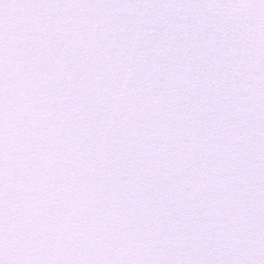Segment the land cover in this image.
<instances>
[{
	"label": "snow or ice",
	"instance_id": "snow-or-ice-1",
	"mask_svg": "<svg viewBox=\"0 0 264 264\" xmlns=\"http://www.w3.org/2000/svg\"><path fill=\"white\" fill-rule=\"evenodd\" d=\"M0 264H264V0H0Z\"/></svg>",
	"mask_w": 264,
	"mask_h": 264
}]
</instances>
